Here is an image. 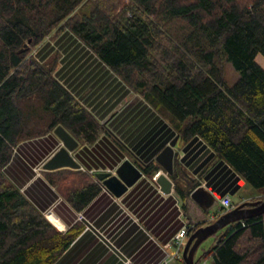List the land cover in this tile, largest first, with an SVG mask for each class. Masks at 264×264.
I'll use <instances>...</instances> for the list:
<instances>
[{
	"label": "trees",
	"instance_id": "16d2710c",
	"mask_svg": "<svg viewBox=\"0 0 264 264\" xmlns=\"http://www.w3.org/2000/svg\"><path fill=\"white\" fill-rule=\"evenodd\" d=\"M56 28L72 31L168 115L179 144L201 137L249 185L264 188V66L258 60L264 0H0V264H53L84 230L58 231L5 173L20 142L56 125L85 144L105 131L54 74L57 57L29 56ZM226 60L239 72L232 85L224 79ZM176 160L171 178L187 210L199 183ZM140 168L147 176L160 169L154 163ZM48 180L78 210L101 189L69 167ZM224 213L221 206L213 219L191 223L189 236ZM214 236L217 242L195 255L196 264H264V214L227 224Z\"/></svg>",
	"mask_w": 264,
	"mask_h": 264
},
{
	"label": "crops",
	"instance_id": "0c3cea01",
	"mask_svg": "<svg viewBox=\"0 0 264 264\" xmlns=\"http://www.w3.org/2000/svg\"><path fill=\"white\" fill-rule=\"evenodd\" d=\"M54 55L58 57L56 77L105 128L97 141L85 144L79 139V146L72 151L80 163L78 170L96 179L100 192L78 210L48 180L49 173L62 169L42 166L61 144L54 131L20 142L5 173L58 231L67 233L84 226L53 264H144L162 260L163 244L183 226L213 219L216 211L204 212L191 197L185 210L175 193L172 175L170 192H165L154 176L144 173L119 197L95 176L99 172L116 173L126 158L139 167L157 164L163 171L155 158L176 136L175 129L144 97L131 94L125 82L69 29L58 30L36 52L40 61L51 60ZM174 148L175 159L187 177L219 199L218 210L225 196H230L234 206L264 196L262 191L249 188L232 165L217 159L216 152L201 137L177 142Z\"/></svg>",
	"mask_w": 264,
	"mask_h": 264
},
{
	"label": "water",
	"instance_id": "95a60500",
	"mask_svg": "<svg viewBox=\"0 0 264 264\" xmlns=\"http://www.w3.org/2000/svg\"><path fill=\"white\" fill-rule=\"evenodd\" d=\"M23 51V49L21 50ZM54 133L61 141V144L55 152L45 161L44 169L54 170L59 168L68 167L78 169L80 163L72 155L79 146V140L62 126V124L56 125ZM179 139V135H176L173 140L167 144L163 150L156 156L155 160L162 167L163 171H155L154 174H158L156 181L160 184L161 188L165 192H170L173 185L172 180L169 178L174 173V159L175 148ZM122 164L116 170V173L112 172H99L96 174V178L101 181L103 186L110 190L114 195L121 196L127 188L132 186L138 179L142 177L144 171L137 166L130 158H126ZM191 200L195 201L204 212L211 211L218 205L219 199L204 185H198L191 192ZM264 214V199H258L255 201H247L239 204L232 210L220 215L214 222L204 225L198 228L187 239L184 251L182 252L183 258L186 264H196L195 255L203 240L217 233L220 229L227 226V224L244 220L247 218L259 216Z\"/></svg>",
	"mask_w": 264,
	"mask_h": 264
},
{
	"label": "rangeland",
	"instance_id": "374dc122",
	"mask_svg": "<svg viewBox=\"0 0 264 264\" xmlns=\"http://www.w3.org/2000/svg\"><path fill=\"white\" fill-rule=\"evenodd\" d=\"M58 31V29L56 28V29H54L52 32H50V34H48L47 36H46V38L43 40V42L40 44V45H38L37 47H34L33 49H31V51H30V53H29V56H33V57H35V58H37L36 57V52H37V49H38V47L39 46H41L47 39H50L51 38V36L52 35H54V33H56ZM25 50V48H23V51ZM54 57H57V55H54L53 57H52V59L54 58ZM57 59H58V57H57ZM258 60L260 61V63L264 66V56L263 55H260L259 57H258ZM38 61V60H37ZM40 61V60H39ZM49 61V60H48ZM48 61H42V62H48ZM222 67H224V72H225V80H226V82H227V84H229V85H232V84H234L236 81H237V78L239 77V72L235 69V67H233V64L230 62V61H228V60H226V61H224V64H223V66ZM120 77V76H119ZM121 78V77H120ZM126 86L130 89V91H131V94H139V95H141L142 97L144 96V95H142V93L141 92H139V91H137V90H135L134 88H131L129 85H127L126 84ZM145 98V97H144ZM160 112V111H159ZM161 113V112H160ZM166 120H167V122H169L171 125H172V122H170V119H169V116L168 115H166V114H161ZM177 135V134H176ZM157 171H160V169H158ZM154 174V173H153ZM153 174H151L150 176L151 177H153L154 175ZM154 178V177H153ZM184 186L185 185H187V183L186 182H184V181H182L181 182ZM249 185V184H248ZM249 188H251V189H253V190H256V191H262V194L264 193V188H255V187H253L252 185H249ZM262 196H260L259 198L260 199H264V198H261ZM236 199V201H239V199H237V198H235ZM256 200V199H255ZM219 207V206H218ZM218 207L216 206V207H214L211 211H209V212H207L208 214H211L212 212H215V211H217L218 210ZM193 223V222H192ZM214 238V236L212 235V236H210V237H208V238H206V240L205 241H203V243L201 244V246H200V248L198 249V251L196 252L197 253V256L199 257L202 253L201 252H204V250H206V249H209L210 247H211V245L214 243V240L215 239H213ZM176 264H182L181 262H177Z\"/></svg>",
	"mask_w": 264,
	"mask_h": 264
},
{
	"label": "built area",
	"instance_id": "2783aa9c",
	"mask_svg": "<svg viewBox=\"0 0 264 264\" xmlns=\"http://www.w3.org/2000/svg\"><path fill=\"white\" fill-rule=\"evenodd\" d=\"M158 174L159 172L157 174H153L155 180L157 179ZM229 197L230 196H225L221 198V204L226 212H229V210L235 208L234 203ZM190 228L191 227L189 226V224L183 226L180 232H178L176 236L172 240H170V242L162 245V249L164 251V258L162 260L158 262H147L144 264H176L177 262H180L183 259L182 252L184 251L186 245L185 239H187L189 235ZM199 264H211V262L209 260H202L199 262Z\"/></svg>",
	"mask_w": 264,
	"mask_h": 264
},
{
	"label": "bare ground",
	"instance_id": "6f19581e",
	"mask_svg": "<svg viewBox=\"0 0 264 264\" xmlns=\"http://www.w3.org/2000/svg\"><path fill=\"white\" fill-rule=\"evenodd\" d=\"M262 198V197H261Z\"/></svg>",
	"mask_w": 264,
	"mask_h": 264
}]
</instances>
